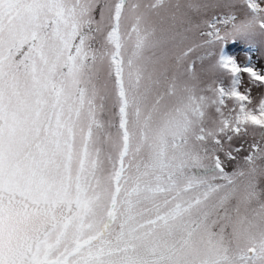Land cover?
<instances>
[{
  "label": "snow or ice",
  "instance_id": "obj_1",
  "mask_svg": "<svg viewBox=\"0 0 264 264\" xmlns=\"http://www.w3.org/2000/svg\"><path fill=\"white\" fill-rule=\"evenodd\" d=\"M218 8L0 0V264H264V93L219 82L264 74Z\"/></svg>",
  "mask_w": 264,
  "mask_h": 264
},
{
  "label": "rangeland",
  "instance_id": "obj_2",
  "mask_svg": "<svg viewBox=\"0 0 264 264\" xmlns=\"http://www.w3.org/2000/svg\"><path fill=\"white\" fill-rule=\"evenodd\" d=\"M205 2L214 3L216 0H205ZM226 2L232 4L231 9H213L210 11V15L218 17L234 15V18L239 21L257 14L249 6L248 0H226ZM257 2L264 5V0H257ZM221 51L224 56L234 58L242 68L254 67L264 74V28L258 27V30L254 32L234 34L224 40ZM199 64L200 61L197 60V65ZM237 81H239L238 84ZM219 82L225 89L229 90L232 87H239L242 91L251 88V94L255 99H259L260 94L264 93V87L257 86L258 82L253 81L250 75L243 71L238 75H234L228 69H223L219 76ZM226 103L231 107L233 102L228 100ZM210 111H214V109ZM202 171L193 169V172L197 175L202 174ZM207 172L210 174L211 169H208Z\"/></svg>",
  "mask_w": 264,
  "mask_h": 264
},
{
  "label": "clouds",
  "instance_id": "obj_3",
  "mask_svg": "<svg viewBox=\"0 0 264 264\" xmlns=\"http://www.w3.org/2000/svg\"><path fill=\"white\" fill-rule=\"evenodd\" d=\"M262 19H264V13H259L247 18V21L251 24V32L258 30V25Z\"/></svg>",
  "mask_w": 264,
  "mask_h": 264
}]
</instances>
